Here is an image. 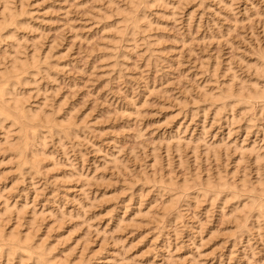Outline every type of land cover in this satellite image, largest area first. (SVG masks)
<instances>
[{
    "label": "rangeland",
    "instance_id": "rangeland-1",
    "mask_svg": "<svg viewBox=\"0 0 264 264\" xmlns=\"http://www.w3.org/2000/svg\"><path fill=\"white\" fill-rule=\"evenodd\" d=\"M258 68L264 0H0V264H264Z\"/></svg>",
    "mask_w": 264,
    "mask_h": 264
},
{
    "label": "bare ground",
    "instance_id": "bare-ground-1",
    "mask_svg": "<svg viewBox=\"0 0 264 264\" xmlns=\"http://www.w3.org/2000/svg\"><path fill=\"white\" fill-rule=\"evenodd\" d=\"M6 7V6H5ZM7 9V8H6ZM135 9V8H134ZM8 10V9H7ZM6 10V11H7ZM8 12H9V10H8ZM128 13V12H127ZM126 13V14H127ZM131 13V12H130ZM128 15H130V14H128ZM10 17V16H9ZM128 18V17H127ZM126 18V19H127ZM131 18L133 19L134 18V16H132V15H130L129 16V20L130 21H135V19L134 20H131ZM136 18V17H135ZM129 20H127V21H129ZM135 23V22H134ZM137 23V22H136ZM138 24V23H137ZM137 24H136V26H137ZM131 25V24H130ZM126 29V28H125ZM32 56V55H31ZM17 59V58H16ZM14 60V59H13ZM33 60V59H32ZM15 61V60H14ZM19 62V61H18ZM21 62V61H20ZM33 63V62H32ZM13 64V63H12ZM15 64V63H14ZM21 65V64H20ZM255 66V65H254ZM17 67V66H16ZM16 67L14 68V67H12L11 66V68H14V69H16ZM22 67V66H21ZM260 67V66H259ZM18 68V67H17ZM14 69H11L13 72H14ZM259 69V68H258ZM261 69H264V68H260L259 70H261ZM18 70V69H17ZM17 70H15V71H17ZM263 71V70H262ZM2 72V71H1ZM14 73H16V72H14ZM17 74V73H16ZM14 75V74H13ZM257 75V74H256ZM263 75V74H262ZM0 120L1 121H3L4 119H7V118H10V116L14 119H12L11 121H13V123H15L14 121H16V124H20L19 126L21 127V128H25L26 126H28L29 125V128L30 127H34V126H31V124L33 125V120L34 121H36L37 122V120H36V116L35 115H26V113H25V111H22V109H24V108H22L21 107V105L18 103V101L19 100H17L13 95H15V94H12V96L10 95V97L8 96L7 97V95H9V94H11V91L10 90H8V84H10L9 83V80H10V76H8L7 77V75L5 76V75H1L0 74ZM12 80V79H11ZM16 81V80H15ZM254 83V82H253ZM14 84V83H13ZM10 86H11V84H10ZM252 86H253V84H252ZM254 86H256L255 84H254ZM13 88H14V86H13ZM263 88H264V86H263ZM12 89V88H11ZM257 89V88H256ZM260 89V88H259ZM244 90V89H243ZM254 94L256 93V94H264V90L263 89H260V91L259 90H255L254 89ZM257 91V92H256ZM261 92V93H259V92ZM242 90H241V94H240V92H238L237 93V95L235 94V93H233L232 92V90L231 89H228L224 94H225V96L224 95H220V97L218 96V98H216V100H220V101H222L223 99H222V97L221 96H224L223 98H225L226 96L228 97V96H231V97H236V96H242L243 94H242ZM251 93H249L248 95H250ZM246 95V94H245ZM217 96V95H216ZM238 96V97H239ZM247 96V95H246ZM251 96V95H250ZM253 96V95H252ZM261 96V95H260ZM264 96V95H263ZM256 97V96H255ZM229 98V97H228ZM17 100V101H16ZM243 100V99H242ZM235 101V100H234ZM20 102V101H19ZM222 103V102H221ZM20 106H19V105ZM235 104V103H234ZM222 105H224V103L222 104ZM219 106V105H218ZM231 106V105H230ZM22 109H21V108ZM218 109V108H217ZM14 114V115H13ZM36 114V113H35ZM44 115V114H43ZM35 116V117H34ZM47 117V116H46ZM3 119V120H2ZM8 120V119H7ZM0 121V122H1ZM47 120H45L44 121V123L46 122ZM47 123H48V121H47ZM1 124V123H0ZM44 125V124H43ZM28 128V127H27ZM36 129V128H35ZM25 130V129H24ZM27 130V129H26ZM33 130V129H32ZM26 134V133H25ZM44 137V136H43ZM25 145V144H24ZM23 145V146H24ZM27 146V145H26ZM24 151V150H23ZM20 154H21V151L19 152ZM18 153V154H19ZM26 153V152H25ZM19 157V156H18ZM215 184V183H214ZM208 185H210V182L208 183ZM207 186V185H206ZM210 187V186H209ZM263 193V192H262ZM261 193V194H262ZM259 198V197H258ZM255 200V199H254ZM254 202V201H253ZM171 203H172V201H171ZM172 205V204H171ZM249 205V204H248ZM244 207V206H243ZM243 207H241V208H243ZM261 207V206H260ZM248 208V207H247ZM240 209V208H239ZM245 209V208H244ZM241 210V209H240ZM239 210V211H240ZM241 212V211H240ZM260 215V214H259ZM237 218V217H236ZM247 218V217H246ZM238 219V218H237ZM244 223V222H243ZM8 235L9 236H7V237H9L7 240L9 241V242H11L12 243V247H9V248H17V247H21V245L20 244H18V242L19 243H21V242H23V241H21L20 239V241H18V238H17V236H16V234H14L13 232H8ZM25 235V234H24ZM26 239L28 240V237H26L25 236V240H24V242L26 241ZM4 240V239H3ZM23 240V239H22ZM31 240V239H30ZM29 241V240H28ZM2 242V241H1ZM26 243V242H25ZM24 243V244H25ZM8 244V243H7ZM5 245V244H4ZM14 246V247H13ZM28 246V245H27ZM7 247V246H6ZM25 247H26V245H25ZM23 248V247H22ZM2 249V248H1ZM19 249H21V248H19ZM29 249V248H28ZM41 249V248H40ZM10 250V249H9ZM23 250V249H22ZM24 250H25V248H24ZM26 251H27V249H26ZM37 251V250H36ZM8 252V251H7ZM8 254V253H7ZM30 254V253H29ZM7 256V255H6ZM39 256V255H38ZM42 256H44V255H42ZM22 257V256H21ZM42 258V257H41ZM23 259H24V257H23ZM39 259V258H38ZM43 259V258H42ZM37 260V259H36ZM45 260V259H44ZM42 262H43V260H41ZM23 262V261H22ZM45 262V261H44ZM43 262V263H44ZM49 262V261H48ZM48 262H46V263H48ZM50 263V262H49ZM23 264V263H22ZM25 264V263H24ZM45 264V263H44Z\"/></svg>",
    "mask_w": 264,
    "mask_h": 264
}]
</instances>
